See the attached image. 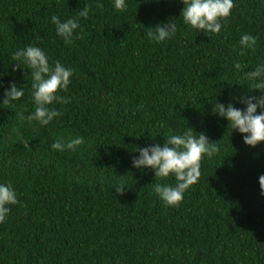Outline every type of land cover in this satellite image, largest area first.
<instances>
[{"label": "trees", "instance_id": "obj_1", "mask_svg": "<svg viewBox=\"0 0 264 264\" xmlns=\"http://www.w3.org/2000/svg\"><path fill=\"white\" fill-rule=\"evenodd\" d=\"M233 2L213 34L184 23L183 0H125L123 11L114 0H0V184L19 201L0 223V264H264V142L247 145L213 114L217 102L246 110L243 98L264 95L246 76L264 64V0ZM53 15L78 20L71 43ZM170 20L173 36L148 37ZM242 34L258 37L243 56ZM27 46L73 70L58 93L68 102L48 105L62 113L48 125L16 115L35 109L31 70L12 59ZM12 83L25 94L3 105ZM189 127L219 152L169 206L154 188L175 177L155 179L133 158ZM77 136L85 142L75 151L51 148Z\"/></svg>", "mask_w": 264, "mask_h": 264}, {"label": "clouds", "instance_id": "obj_2", "mask_svg": "<svg viewBox=\"0 0 264 264\" xmlns=\"http://www.w3.org/2000/svg\"><path fill=\"white\" fill-rule=\"evenodd\" d=\"M185 7L181 12L185 24L193 29L202 30L208 33L219 34L223 27L222 20H227L234 8L233 0H183ZM97 7L103 9V4H97ZM114 7L117 10H126L125 0H114ZM89 7L85 6L79 11V16L87 18ZM51 22L56 25L57 34L64 38L66 44L72 42L74 30L80 27L77 19H68L61 22L59 16L53 15ZM177 31V25L170 20L168 23L157 24L154 28L149 27L148 37L155 42H162L173 36ZM258 37L251 34H242L239 46L242 51L256 50ZM13 60L23 61L31 70L33 100L35 102L34 112L25 116L23 112L16 115L22 121L26 120L30 126L33 121L41 125H48L54 118L62 113L54 108L50 109L48 105L53 102L67 103L66 97L58 95L60 90L67 91L70 84V78L73 70L64 67L56 62L55 66H50L45 52L36 46H27L25 49L18 50L12 56ZM239 62L235 63L237 70L241 69ZM17 69L20 66L16 65ZM246 76L253 81L252 89L264 93V64L258 65L253 71L247 72ZM24 91L16 83H12L10 89L5 92L3 105H8L13 101L20 100L24 96ZM243 103L247 105L246 110L234 107L232 104L225 106L217 102L213 105V114L226 118L229 121V127L238 130L244 134V142L255 147L264 142V95L259 97H245ZM262 109L259 114L257 109ZM228 127V128H229ZM196 133V132H195ZM84 139L80 136L69 138L64 141L61 137L51 145L54 150L75 151L76 148L84 144ZM139 157L133 158V166L138 169L151 168L155 172V179L168 178L174 176L175 186L169 184H155V192L169 206L179 205L185 192L198 182L201 177V161L204 156L212 157L219 152L216 142H210L207 135L200 133L194 134L191 127L182 135L170 134L163 146L156 144L145 148H137ZM259 185L264 194V175L259 177ZM125 186L116 187V192L124 194ZM19 203L17 193L13 186L0 184V223H3L6 216L10 213V205Z\"/></svg>", "mask_w": 264, "mask_h": 264}]
</instances>
